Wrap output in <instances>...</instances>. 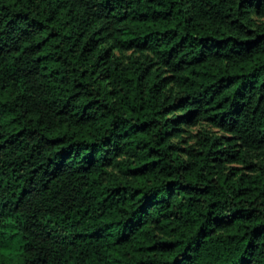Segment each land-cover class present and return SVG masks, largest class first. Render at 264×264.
<instances>
[{
  "label": "trees",
  "instance_id": "obj_1",
  "mask_svg": "<svg viewBox=\"0 0 264 264\" xmlns=\"http://www.w3.org/2000/svg\"><path fill=\"white\" fill-rule=\"evenodd\" d=\"M0 264H264V0H0Z\"/></svg>",
  "mask_w": 264,
  "mask_h": 264
},
{
  "label": "rangeland",
  "instance_id": "obj_2",
  "mask_svg": "<svg viewBox=\"0 0 264 264\" xmlns=\"http://www.w3.org/2000/svg\"><path fill=\"white\" fill-rule=\"evenodd\" d=\"M202 128V124L196 125H187L184 126V131L181 134V138H174L175 141H178L180 146H185L191 144L195 140V135L199 129Z\"/></svg>",
  "mask_w": 264,
  "mask_h": 264
}]
</instances>
